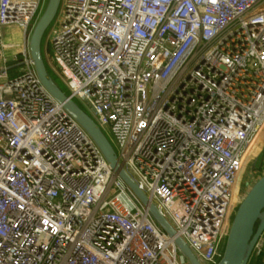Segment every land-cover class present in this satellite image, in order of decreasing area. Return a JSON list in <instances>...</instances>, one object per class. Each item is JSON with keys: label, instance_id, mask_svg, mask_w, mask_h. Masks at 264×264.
Returning <instances> with one entry per match:
<instances>
[{"label": "built area", "instance_id": "2783aa9c", "mask_svg": "<svg viewBox=\"0 0 264 264\" xmlns=\"http://www.w3.org/2000/svg\"><path fill=\"white\" fill-rule=\"evenodd\" d=\"M45 1L0 0V45L11 25L25 43L0 68V264H191L40 83L29 40ZM63 6L47 51L66 94L198 262L218 264L264 127V0Z\"/></svg>", "mask_w": 264, "mask_h": 264}, {"label": "water", "instance_id": "95a60500", "mask_svg": "<svg viewBox=\"0 0 264 264\" xmlns=\"http://www.w3.org/2000/svg\"><path fill=\"white\" fill-rule=\"evenodd\" d=\"M62 0H48L45 9L38 19L29 40V50L38 79L51 97L59 104L61 110L72 117L92 138L100 149L111 169L123 180L138 199L148 207L158 225L189 259L191 264H200L184 240L179 237L160 210L138 187L119 162L116 150L106 134L93 117L56 83L49 74L42 43L45 33L55 20ZM264 235V175L250 188L238 206L226 241L222 259L218 264H249L252 254Z\"/></svg>", "mask_w": 264, "mask_h": 264}, {"label": "rangeland", "instance_id": "374dc122", "mask_svg": "<svg viewBox=\"0 0 264 264\" xmlns=\"http://www.w3.org/2000/svg\"><path fill=\"white\" fill-rule=\"evenodd\" d=\"M48 0L45 1V5L47 4ZM64 0L61 1L57 16L47 32L45 33L43 43H42V49L44 52L45 62L47 67L49 68V71L51 74L55 75L63 84L64 88L68 91V88L66 87V84L61 77L60 73L57 71L55 66L53 65L52 61H50V53L47 51L48 43L50 40V37L52 36L54 29L59 25L61 15L64 8ZM16 59H19L20 56L16 55ZM77 103H79L94 119V113L89 108L87 104H85L82 101L77 100ZM107 136L110 140H112V137L108 131H105ZM264 175V127L256 137V139L252 142L249 150L246 153L244 162H243V168L237 183V186L235 188L234 193V204L236 207V210L240 203L242 202L243 198L246 196L248 191L250 190L251 186L262 176ZM234 217V216H233ZM233 220V219H232ZM262 241V239H261ZM257 250L255 249L252 257L250 259L249 264H252L254 262L255 256L257 254Z\"/></svg>", "mask_w": 264, "mask_h": 264}, {"label": "crops", "instance_id": "0c3cea01", "mask_svg": "<svg viewBox=\"0 0 264 264\" xmlns=\"http://www.w3.org/2000/svg\"><path fill=\"white\" fill-rule=\"evenodd\" d=\"M24 37L22 30L15 25L6 26L3 30L2 44L0 45V68L15 62L16 55H19L24 47ZM7 46V47H4ZM9 66V65H8ZM13 66V65H12ZM10 67L13 72L15 67ZM262 247L260 252L257 250L253 264H264V235L262 237Z\"/></svg>", "mask_w": 264, "mask_h": 264}, {"label": "trees", "instance_id": "16d2710c", "mask_svg": "<svg viewBox=\"0 0 264 264\" xmlns=\"http://www.w3.org/2000/svg\"><path fill=\"white\" fill-rule=\"evenodd\" d=\"M47 49H48V47H47ZM44 53V52H43ZM15 64V62H12V63H10V64H8L9 66H12V65H14ZM48 68V67H47ZM48 71H49V68H48ZM49 74L53 77V79L56 81V83L61 87V89L62 90H64L66 93H67V90L64 88V86H63V84H62V82L55 76V75H53V74H51V72L49 71ZM79 104V103H78ZM82 107V106H81ZM83 108V107H82ZM262 251H264V249L262 250ZM253 264V263H252Z\"/></svg>", "mask_w": 264, "mask_h": 264}]
</instances>
